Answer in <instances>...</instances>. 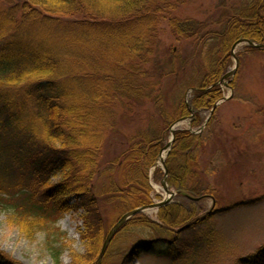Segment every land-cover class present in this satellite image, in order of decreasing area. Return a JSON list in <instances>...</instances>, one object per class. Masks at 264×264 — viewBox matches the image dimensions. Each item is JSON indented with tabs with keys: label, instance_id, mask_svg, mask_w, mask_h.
<instances>
[{
	"label": "trees",
	"instance_id": "16d2710c",
	"mask_svg": "<svg viewBox=\"0 0 264 264\" xmlns=\"http://www.w3.org/2000/svg\"><path fill=\"white\" fill-rule=\"evenodd\" d=\"M6 2L0 9V213H10L9 224L27 240L44 232L57 263L65 239L55 226L63 215L80 212L86 253L74 256L72 264H96L109 232L102 211L111 210V228L123 213L152 203L148 172L164 146L163 133L187 116L183 93L193 91L191 127L198 129L201 115L222 99L218 83L233 45L239 40L264 45V0L230 7L221 0L219 7L227 10L202 22L174 17L182 0ZM165 21L173 37L188 42L166 64L158 30ZM148 101L157 120L104 168L100 150L107 135ZM202 136L176 131L165 165L178 191L216 201L193 172ZM161 173L157 168L154 180ZM52 178L58 181L52 184ZM180 207L161 208L159 224L140 215L130 219L117 234H131L132 242L134 230L143 228L146 232L138 234L145 240L129 248L123 264L141 254L179 261L186 244L166 240L168 220L182 222L181 230L206 228L220 212L213 210L190 226L189 213L179 214ZM241 263L264 264V245Z\"/></svg>",
	"mask_w": 264,
	"mask_h": 264
},
{
	"label": "rangeland",
	"instance_id": "374dc122",
	"mask_svg": "<svg viewBox=\"0 0 264 264\" xmlns=\"http://www.w3.org/2000/svg\"><path fill=\"white\" fill-rule=\"evenodd\" d=\"M6 1L0 0V9L7 8ZM182 1L183 6L176 11L174 17L202 22L212 15H220L221 11H226L228 7L238 4L241 0H223L225 6H228L225 9L219 7L221 0ZM158 30L161 61L166 64L169 55L177 57L179 52H183L188 42L179 41L173 37L166 21L160 23ZM247 47L246 45L237 47L234 50V57L230 56L226 74L234 69L235 58L236 72L221 85L219 84L222 99L216 103L217 107L213 113L210 109L201 115L204 123L198 129L191 127L196 118L195 111L189 107L193 91L188 90L183 93V105L187 109V116H184L186 120L172 128L173 135L169 130L170 127L163 133L164 146L156 158L155 167L148 172L152 199L150 205L161 203L166 199L161 186L164 172L159 164V156L164 147L171 144L169 151H165L166 162L173 148L176 131H187L192 136L198 137L200 134L203 135L201 137L203 143L197 151L198 170L193 172L197 175L198 184L211 190L216 196V201L210 198L192 200L200 198L178 191L176 177L168 176L167 170L166 186L174 193V196L164 207L179 208L181 206L178 213L183 214V210L189 213L187 216H190V226L207 217L213 210L217 209L220 211L217 212L219 214L211 218L206 228L198 226L181 230L182 222L168 220L170 226L165 228L166 230L169 228L166 231V240L168 239L169 242L177 240L174 242L177 245L181 242L186 244L179 261L166 260L165 262L156 257L141 254L131 259L128 264H242V259L256 254L264 245V50L257 49L258 52H249L245 49ZM159 85L166 86V78L160 79ZM118 113L120 115L122 111ZM154 120H157V117L152 104L148 101L143 108L135 109L132 114H129L125 121H119L116 130L107 135L105 144L100 150V162L103 167L105 168L112 160L121 156L128 148V140L136 141L138 131L146 130L148 124ZM157 168L162 173L158 179L154 180V172ZM57 181L58 178H52L50 183L54 184ZM247 202L252 204L248 207L232 208V205ZM160 209L144 211L137 215L143 217L141 220L148 218L159 224ZM9 214L8 212L0 213V254L5 259H1L0 263L2 261V264H72L74 256L85 255L86 246L80 238V233L84 231L80 212H69L63 215L55 226L65 239L57 263L52 258L53 252L48 248L45 233H37L33 240H27L18 228L9 224ZM111 215V210L108 208L102 211L103 224L107 232L110 231L114 221ZM118 231L114 233L105 262L104 256L102 258V264H123V257L129 248L136 242L145 240L143 238L145 234H138L146 232L143 228L134 230L135 238H132V242L131 234H117ZM56 245L58 244L51 243L52 247Z\"/></svg>",
	"mask_w": 264,
	"mask_h": 264
},
{
	"label": "water",
	"instance_id": "95a60500",
	"mask_svg": "<svg viewBox=\"0 0 264 264\" xmlns=\"http://www.w3.org/2000/svg\"><path fill=\"white\" fill-rule=\"evenodd\" d=\"M241 45H246L248 46L249 48L251 49H263L264 50V46L263 45H258V44H253L249 41H246V40H240L238 42H236L233 47H232V52H231V55L234 57V50L241 46ZM235 61H236V64H235V67L234 69L227 73L226 75H224L218 84H222L224 80H226L227 78H229L230 76H233L235 74V70L237 68V60L235 58ZM194 90V89H193ZM217 107V104L213 106L212 108V112L216 109ZM184 120H186L185 118H182V119H179L177 120L174 124H172V126L170 127V132L174 133L173 131V127L176 126V124H179L181 122H183ZM208 121V120H207ZM207 123V122H206ZM171 144L169 143L166 147H164L163 151L161 152V154L163 152H165L166 150L169 151V148H170ZM167 151V152H168ZM161 155L159 156V159H160ZM160 165L162 167V170L164 172V179L161 181V186H162V189H163V192L165 193L166 195V199L163 200L161 203H157V204H152L150 206H146V207H141V208H138V209H135L134 211H130V212H127L125 214H123V216L117 221V223L115 225H113V227L110 229V231L108 232L103 244H102V247H101V250H100V253L98 255V258H97V264H102V258L104 256V253L106 251V249L108 248L112 238L114 237V233H116L124 224L125 222H127L131 217L139 214V213H143L144 211H148V210H155V209H160L164 206H166L170 201H171V198L174 196V193H172L171 191L168 190L167 186H166V176H167V169H165V159L164 160H161L160 162ZM194 201H199L201 199H192Z\"/></svg>",
	"mask_w": 264,
	"mask_h": 264
},
{
	"label": "bare ground",
	"instance_id": "6f19581e",
	"mask_svg": "<svg viewBox=\"0 0 264 264\" xmlns=\"http://www.w3.org/2000/svg\"><path fill=\"white\" fill-rule=\"evenodd\" d=\"M165 155H166V152H163V153L161 154V157H160V159H159V164H160L161 160H164V159H165Z\"/></svg>",
	"mask_w": 264,
	"mask_h": 264
}]
</instances>
